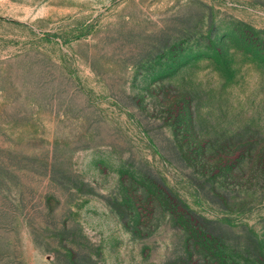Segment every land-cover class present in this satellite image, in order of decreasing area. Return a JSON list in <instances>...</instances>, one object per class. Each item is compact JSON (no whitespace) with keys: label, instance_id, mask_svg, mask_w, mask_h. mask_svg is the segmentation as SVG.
<instances>
[{"label":"rangeland","instance_id":"374dc122","mask_svg":"<svg viewBox=\"0 0 264 264\" xmlns=\"http://www.w3.org/2000/svg\"><path fill=\"white\" fill-rule=\"evenodd\" d=\"M176 206L264 264V0H0V264H186Z\"/></svg>","mask_w":264,"mask_h":264},{"label":"trees","instance_id":"16d2710c","mask_svg":"<svg viewBox=\"0 0 264 264\" xmlns=\"http://www.w3.org/2000/svg\"><path fill=\"white\" fill-rule=\"evenodd\" d=\"M159 196L163 200L165 199V195L159 194ZM171 210L172 214L178 217L176 220L179 221V226L186 234L187 246H191L201 254V257L191 255L188 259H183L186 264H229L230 256L226 253L225 245L217 241L213 232L208 231L204 224L199 222V219H195L190 212L187 213L182 207L176 206Z\"/></svg>","mask_w":264,"mask_h":264}]
</instances>
